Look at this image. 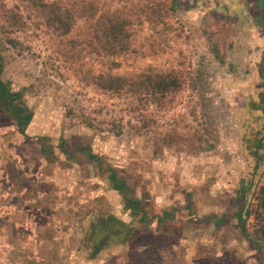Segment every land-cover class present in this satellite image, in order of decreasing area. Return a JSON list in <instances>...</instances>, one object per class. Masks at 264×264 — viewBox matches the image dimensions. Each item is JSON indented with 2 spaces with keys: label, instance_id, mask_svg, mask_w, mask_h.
<instances>
[{
  "label": "rangeland",
  "instance_id": "374dc122",
  "mask_svg": "<svg viewBox=\"0 0 264 264\" xmlns=\"http://www.w3.org/2000/svg\"><path fill=\"white\" fill-rule=\"evenodd\" d=\"M2 4L27 25L12 43L0 18L1 77L33 118L22 134L0 108V264H264V115L252 109L264 94V0H101L133 16L118 54L62 39L22 0ZM168 72L182 86L142 101L97 84L101 73ZM110 169L140 211L113 189ZM243 186L260 249L236 216ZM104 213L133 232L88 259L91 217Z\"/></svg>",
  "mask_w": 264,
  "mask_h": 264
},
{
  "label": "trees",
  "instance_id": "16d2710c",
  "mask_svg": "<svg viewBox=\"0 0 264 264\" xmlns=\"http://www.w3.org/2000/svg\"><path fill=\"white\" fill-rule=\"evenodd\" d=\"M22 1L27 7H33L40 13L45 14L46 25L61 35L62 39H85L86 46H93L98 53L118 54L126 51L129 47L133 16L124 9L102 8L101 0ZM141 12L149 15L152 11L141 10ZM154 16L152 18H155ZM0 18L3 19L1 32L6 35L10 42L16 43V39L12 34L27 25L23 12L19 7L17 9L7 8L2 4L0 5ZM80 20L86 22V31L80 37H70L74 27ZM2 37L0 35V108L11 115L16 121L18 130L22 134H26V129L33 118V112L23 103L24 93L12 89L9 82L4 81L1 77L4 69ZM97 82L103 90L113 92L118 96L130 94L136 97L138 101H142L144 92L150 93L152 97L157 96V94L166 95L175 92L182 86L179 76L171 72L167 74L139 73L131 77L101 73L97 76ZM252 109L260 110L264 115V94L261 95L259 102L252 106ZM66 143V140L62 139L59 148L71 158L73 153L67 148ZM259 145L261 146L260 140ZM45 152L48 156H53L54 154L53 150H45ZM89 157L99 159V156L93 153H89ZM100 169H102L101 163ZM108 180L113 189L126 195L128 205L133 211L141 210V201L128 197L127 193L130 191V186L112 169H110ZM246 190L247 187L243 186L242 194L237 199L239 208L236 216L242 233L260 249L259 241L247 229L248 217L254 212L248 203ZM260 190L263 195L262 203L260 204L262 210L256 211V213L257 217L262 219L264 215V185L261 186ZM142 221L145 222L147 220L143 219ZM132 232V227L114 214H95L94 217H91L90 227L86 233L87 241L92 244L88 259H96L97 255L108 247L125 244Z\"/></svg>",
  "mask_w": 264,
  "mask_h": 264
}]
</instances>
